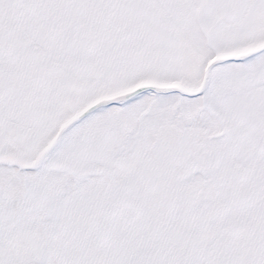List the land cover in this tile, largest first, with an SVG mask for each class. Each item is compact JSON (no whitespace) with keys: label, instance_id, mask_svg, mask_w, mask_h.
Wrapping results in <instances>:
<instances>
[{"label":"snow or ice","instance_id":"obj_1","mask_svg":"<svg viewBox=\"0 0 264 264\" xmlns=\"http://www.w3.org/2000/svg\"><path fill=\"white\" fill-rule=\"evenodd\" d=\"M0 264H264V0H0Z\"/></svg>","mask_w":264,"mask_h":264}]
</instances>
